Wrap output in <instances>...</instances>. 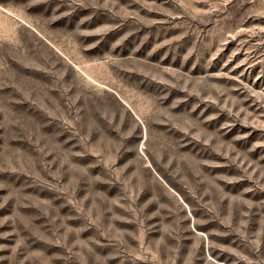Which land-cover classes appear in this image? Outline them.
<instances>
[{
	"label": "rangeland",
	"instance_id": "rangeland-1",
	"mask_svg": "<svg viewBox=\"0 0 264 264\" xmlns=\"http://www.w3.org/2000/svg\"><path fill=\"white\" fill-rule=\"evenodd\" d=\"M0 264H264V0H0Z\"/></svg>",
	"mask_w": 264,
	"mask_h": 264
}]
</instances>
